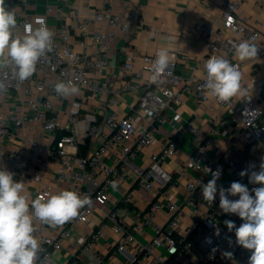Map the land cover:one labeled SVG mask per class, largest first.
<instances>
[{
	"label": "built area",
	"instance_id": "obj_1",
	"mask_svg": "<svg viewBox=\"0 0 264 264\" xmlns=\"http://www.w3.org/2000/svg\"><path fill=\"white\" fill-rule=\"evenodd\" d=\"M114 1L103 0V11L96 12L90 17H76L71 24L62 25L57 31V38L52 40V50L39 59L36 71L28 79L19 80L13 66L0 63V82L5 85L4 90H0V170L3 168L9 171L15 181L23 182L28 170L23 163L21 151L8 153L2 140L4 136L10 137L13 127H21L29 122L40 123L50 141L56 145L51 155L59 160V178L69 180L71 183L64 190L77 192L81 197L90 200L72 221L85 223L89 221L95 209L108 203L109 188L120 184L129 172L134 173L136 183L140 187L167 195L174 176L164 167L163 162L176 152L178 138L185 131L192 132L199 138V144L188 157L185 167H193L201 174L190 182L188 186L190 194L185 204L178 205L171 199L167 203L170 228L155 225L150 244L135 250L130 247V243L135 239L134 231L125 224L120 210H111L92 235L94 237L101 235L111 226L120 234L117 248L129 264H248L251 252L236 244L235 229L229 232L224 223L225 220H231L239 227L243 221L235 214L223 213L219 207V199L215 198L212 203L206 201L202 196V188L203 184L212 179V172L217 169H220L222 174L229 168L239 175L241 171L247 170L250 175L261 159H264V106L258 104L249 93L242 95L240 99L232 97L226 102L210 96L205 87L207 73L203 77L194 75L184 77L179 73V59L186 62L190 59L186 54L179 57H172L169 54L168 67L153 80L154 61L157 53L165 47H157L152 52L142 54L138 48L128 45L116 72L108 73L111 45L118 31L128 32L138 19L130 7L118 13L114 9ZM243 1L222 0V27L215 28L210 23L196 25L199 36L205 43L208 59L212 56L224 57L232 64L238 65L239 71L246 61L253 58L245 61L236 59L234 45L247 40L257 45L259 49L257 56L264 55V35L237 13ZM259 4L264 8V0H259ZM62 10L60 6L47 5L44 17L47 27V16L52 13L60 14ZM14 13L17 26L13 33L23 37L24 26L31 22V17L19 12ZM92 21L106 23L107 29L92 33L89 27ZM74 33L80 37L78 43L81 50L74 46ZM90 37L96 44L93 51H89ZM139 57L143 60L141 69L135 64ZM59 82L70 83L75 87L84 85L93 99H102L109 107L116 104L128 91L140 90L141 95L132 109L135 113L119 115L114 110L108 113L105 122L110 129L105 130L98 121L97 114L81 112V102L78 99L73 100L70 110L66 113L68 117L66 122L59 112L51 113L54 100L66 97L55 92L54 86ZM260 90H264V79L261 81ZM19 91L22 92L20 98L26 101L30 110L4 114L5 98ZM182 91H194L200 102L212 100L225 108L226 119L223 123L229 122L239 127L231 139L230 146L224 149L221 159L204 160L213 139L203 136L200 128L189 122L179 127L177 137L173 135L167 137L159 150L151 154L146 165L138 164L136 159L141 150L154 144V131L157 129L155 122L162 124L168 120L176 124L183 120L177 110L182 102L180 96ZM137 114L143 115L151 122L154 121V124H138ZM78 135L99 139L97 149L87 154L71 150L70 147L77 148ZM238 141H241L247 150L243 157L237 152ZM31 142L33 145L37 144L35 140ZM111 152H114V162L107 163L104 157ZM4 162L9 168L3 167ZM46 164L47 161L42 160L33 170L32 178L35 181H41ZM234 181L246 185L244 176L236 177L231 183ZM231 183L225 189L229 188ZM64 190L45 183L37 196L50 197ZM238 198V195L229 196L232 200ZM127 200H130L129 197ZM202 204H205L206 209ZM159 207H161L159 203L152 204L146 214L145 224L152 222ZM29 210L31 211V207ZM122 211L127 213L129 209ZM185 220L190 226L189 231L182 236L176 235ZM136 228L141 232L143 230L140 224ZM217 230L219 235H216ZM35 231L41 246L38 264H49L54 251L60 250L64 239L74 234L73 227L66 224L57 236L49 235L46 233L47 224L41 221L36 224ZM78 240L85 244L87 237L80 236ZM160 247L166 249V254H154V249ZM144 250L145 253L142 254ZM225 252H231L232 257L227 258ZM144 256H151L152 259L144 262Z\"/></svg>",
	"mask_w": 264,
	"mask_h": 264
},
{
	"label": "crops",
	"instance_id": "obj_2",
	"mask_svg": "<svg viewBox=\"0 0 264 264\" xmlns=\"http://www.w3.org/2000/svg\"><path fill=\"white\" fill-rule=\"evenodd\" d=\"M60 6L62 12L52 13L47 16L48 28L55 32L53 39L57 38V31L62 25L71 24L76 17H90L96 12L104 10L103 0H4V7L7 11L19 12L27 14L31 17L33 28L38 27L35 23L38 17L46 16L47 5ZM126 7H130L137 14V21L133 24L128 32L118 31L112 49L110 52V65L107 69L108 73L116 72L118 66L123 61L125 48L128 45L139 49L140 53L154 51L157 47H165L169 49L172 57L180 55H188L189 61L179 59L178 71L182 76L191 75L203 77L206 74L204 67L208 60L205 43L199 36L196 25L199 23H210L215 28L222 27L223 13L222 0H115L114 9L118 13H122ZM238 15L252 23L264 35V8L259 4V0H244L238 9ZM91 32H100L107 29L104 22L92 21L89 25ZM114 30V28L109 27ZM73 32V31H72ZM24 33H22V36ZM80 37L74 33L75 48L81 50L78 43ZM89 51H93L96 44L90 37ZM220 55V54H219ZM138 69L143 67V60L139 57L136 61ZM241 72V88L246 90L253 96L255 101L264 106V90H260L261 81L264 79V55L257 56L250 61H246ZM78 91L67 95L59 100H54V106L51 113L59 112L64 122L68 117L66 113L70 110L73 100L78 99L81 102V112L95 113L98 115V121L105 130H109V126L105 122V118L111 111H116L119 115L133 114L132 109L136 105L141 91H128L124 93L119 101L109 107L106 101L102 99H93L84 85L76 87ZM21 91L5 98L3 105V113L25 112L30 107L26 101L20 98ZM182 102L177 110L182 115V121L174 124L168 120L160 124L155 122L157 129L154 131V144L141 150L136 161L144 166L154 151L159 150L160 145L169 136L177 137L180 132V126H185L192 122L200 128L202 135L212 137L213 141L207 149L206 157L221 159L224 149L228 148L231 139L236 135L238 126H234L226 119V110L224 107L216 104L212 100L200 102L194 91H182ZM242 95L234 96L240 99ZM138 115V114H137ZM136 115V116H137ZM138 124H154V121L147 119L143 115L136 117ZM216 131V132H215ZM13 134V135H12ZM12 134L4 136L2 143L5 145L8 153L21 151L23 163L27 168V175L23 178L24 195L28 197L29 205L31 201L37 197L38 191L45 183L64 190L70 186V181L59 178L58 165L59 160L53 158L52 150L56 145L52 143L44 131L42 125L29 122L21 127H13ZM32 140L36 141V145L32 144ZM100 141L96 137H83L78 135L77 148L70 147L71 150H77L82 154L94 152ZM199 144V138L192 132L185 131L178 138V147L176 152L167 157L163 165L170 171L174 178L170 187H168L167 195L155 190H147L140 187L135 180L133 172H129L127 177L117 186L109 188L110 200L102 207L95 209L91 214L89 221L85 223H74L73 218L65 222L63 225L51 226L47 224L46 233L57 236L63 226L69 224L73 227L74 234L67 237L63 241V247L54 251L49 264H129L126 257L118 251V239L120 234L115 232L111 226L98 236H93L100 225L105 221L106 215L111 210H120L125 224L134 231L135 239L130 243V247L139 250L141 247L148 246L154 235V226L160 225L165 229H169L170 213L167 209V203L171 199L178 205H183L189 197V184L194 181L201 172L193 167H185L188 157L196 150ZM244 144L238 141L237 152L243 157L247 152ZM46 160L47 164L43 168L41 181H35L32 178V172L40 161ZM105 162H114V152L104 157ZM254 171L260 170V164ZM4 168H9L6 162L2 163ZM3 170V168L1 169ZM241 175L233 172L231 169H225L217 181L218 189L227 187L233 179ZM247 187L251 190L260 187L258 184L249 183V175L244 176ZM129 197V201L127 198ZM216 198L219 199V192ZM159 203L161 207L155 212L153 220L150 224H145L146 214L152 204ZM202 206L206 209L205 204ZM123 209H129L127 213ZM31 212V211H30ZM39 220L34 218L33 226L35 228ZM185 220L184 225L180 227L176 235L182 236L189 231L190 226ZM142 226L141 230L137 229V225ZM34 235L38 239L37 232ZM87 237V242L81 244L78 237ZM93 236V237H92ZM145 253V250L142 254ZM154 254H166L164 247L155 248ZM39 252L36 264H38ZM149 258L143 257L144 262H148Z\"/></svg>",
	"mask_w": 264,
	"mask_h": 264
},
{
	"label": "clouds",
	"instance_id": "obj_3",
	"mask_svg": "<svg viewBox=\"0 0 264 264\" xmlns=\"http://www.w3.org/2000/svg\"><path fill=\"white\" fill-rule=\"evenodd\" d=\"M4 0H0V63L8 64L16 69V75L23 81L36 71V64L46 52L52 50L54 33L47 27L46 20L38 17L35 23L24 26L23 37L14 35L13 29L17 20L13 11L5 9ZM235 58L245 61L256 58L258 47L247 40L234 45ZM169 64V49L162 48L157 53L153 71L156 79ZM207 73L205 87L210 96L226 102L236 95H246L241 88V72L239 66L232 64L224 57L212 56L204 65ZM5 85L0 82V90ZM57 94L67 96L76 93L78 89L65 82L54 86ZM221 170L212 172V179L203 184L202 196L212 203L219 192V207L225 214L237 215L243 223L239 227L234 221L225 220L229 232L235 229L236 244L251 252L248 264H264V162L260 170L241 171L243 177L249 175V183L260 187L251 190L238 181L231 183L225 189L217 187ZM24 183L13 179V174L0 170V264H36L40 251V242L34 235V218L51 226L63 225L75 218L79 210L90 203L87 197H81L77 192L64 190L46 197L38 195L29 205L24 194ZM238 199H229V196ZM31 207V212H30ZM216 235H219L217 230ZM227 258L231 252H225Z\"/></svg>",
	"mask_w": 264,
	"mask_h": 264
}]
</instances>
